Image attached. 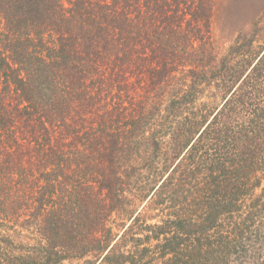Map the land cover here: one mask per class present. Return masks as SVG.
<instances>
[{"label": "trees", "instance_id": "16d2710c", "mask_svg": "<svg viewBox=\"0 0 264 264\" xmlns=\"http://www.w3.org/2000/svg\"><path fill=\"white\" fill-rule=\"evenodd\" d=\"M214 2L0 0V264H144L114 263L108 220L163 191L192 198V214L154 227L166 264H227L254 248L264 56L253 65L252 43L216 63ZM214 81L225 104L192 126L190 102Z\"/></svg>", "mask_w": 264, "mask_h": 264}, {"label": "rangeland", "instance_id": "374dc122", "mask_svg": "<svg viewBox=\"0 0 264 264\" xmlns=\"http://www.w3.org/2000/svg\"><path fill=\"white\" fill-rule=\"evenodd\" d=\"M74 1L63 0V5L65 8H69ZM209 37L213 44L209 51L216 57V63L227 55L231 56L240 46L248 49L253 43L250 56L252 60L255 59L253 65H256L257 59L264 56V0H215ZM196 46L200 48L201 44H196ZM229 58H234V56ZM262 69L264 70V63ZM232 76L234 75L228 73L227 81ZM251 78L253 81L255 80L254 75ZM254 84L257 85L256 90L260 91V95L259 92H255L256 96L261 97L257 104L264 110V81ZM222 87L223 83L214 81L211 85L201 87L198 96L192 98L191 106H189L192 109V126L200 122L202 127L207 121L212 120L214 114L219 112L225 104L223 97L225 91H221ZM189 110L188 112H190ZM198 115L205 119L199 118ZM261 120L264 121V114ZM260 156L264 157V155ZM260 184L261 187L254 193L256 197L262 199V202L259 203V212L255 214L257 227L253 228V232L249 234L252 240L257 241V243L254 248H247L248 251H230L227 264H257L261 257L264 258V178ZM187 190L190 189L187 187ZM163 193L164 195L158 198L149 195L143 201L133 202L132 208L128 210V212L132 211L133 215L128 212H115L109 218L108 226L113 228L115 235V241L111 246H117V253L113 257L114 263L124 253H133V256L141 257L144 264H156L158 262L166 264L167 259L173 258V255L167 254L170 252L164 251L163 246L166 245L164 238L156 240L155 236L158 230L154 227L160 225L165 217L174 211L180 214H192V198L191 203L187 202L191 206L189 208L186 203L181 204L184 203V199L177 195L178 192L173 194L172 191H163ZM183 205L185 211H181L180 207ZM132 226L133 234H128ZM38 239L39 236L35 232H27L22 244L26 248L34 249L33 247L38 245ZM134 239L138 240L137 243ZM166 254L168 256L164 258L163 256ZM61 264H100V260L96 261V259L88 256L82 260L65 261Z\"/></svg>", "mask_w": 264, "mask_h": 264}]
</instances>
